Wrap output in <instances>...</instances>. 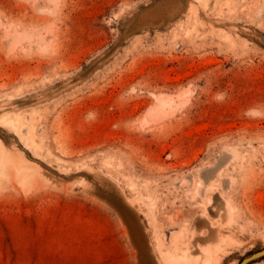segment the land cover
Listing matches in <instances>:
<instances>
[{
  "label": "rangeland",
  "instance_id": "obj_1",
  "mask_svg": "<svg viewBox=\"0 0 264 264\" xmlns=\"http://www.w3.org/2000/svg\"><path fill=\"white\" fill-rule=\"evenodd\" d=\"M263 250L264 0H0V264Z\"/></svg>",
  "mask_w": 264,
  "mask_h": 264
},
{
  "label": "bare ground",
  "instance_id": "obj_2",
  "mask_svg": "<svg viewBox=\"0 0 264 264\" xmlns=\"http://www.w3.org/2000/svg\"><path fill=\"white\" fill-rule=\"evenodd\" d=\"M220 201V199H219V197H218V195H216V201H215V203H214V205L213 206H211L209 209H208V211L211 213V214H215V215H217L218 213H219V211H220V204H218V202ZM221 207H222V205H221ZM197 225L199 226V227H201V226H204V225H206V221H204V220H198L197 221ZM208 225H206V227H207ZM202 228H204V227H202ZM215 232L216 231H214V228L213 227H211V228H209V230H208V232L207 233H204L203 235H201V236H198L197 238H198V240L199 241H202V242H208V241H211L212 239H214L215 238ZM205 250V249H204ZM205 253H209V251L208 250H205ZM207 255V254H206ZM208 258L210 259V257L209 256H207V260H208ZM185 260V259H184ZM206 260V261H207ZM207 262H209V261H207ZM207 262H205L206 264H208ZM179 263V262H178ZM204 263V264H205ZM174 264V263H173ZM184 264V263H183Z\"/></svg>",
  "mask_w": 264,
  "mask_h": 264
},
{
  "label": "water",
  "instance_id": "obj_3",
  "mask_svg": "<svg viewBox=\"0 0 264 264\" xmlns=\"http://www.w3.org/2000/svg\"><path fill=\"white\" fill-rule=\"evenodd\" d=\"M262 257H264V250L261 251V252L256 253V254L252 257V259H251L250 261H253V260H256V259H259V258H262Z\"/></svg>",
  "mask_w": 264,
  "mask_h": 264
},
{
  "label": "crops",
  "instance_id": "obj_4",
  "mask_svg": "<svg viewBox=\"0 0 264 264\" xmlns=\"http://www.w3.org/2000/svg\"><path fill=\"white\" fill-rule=\"evenodd\" d=\"M138 264H142V262H141V261H139V262H138Z\"/></svg>",
  "mask_w": 264,
  "mask_h": 264
}]
</instances>
